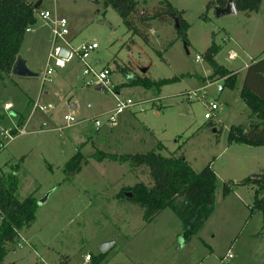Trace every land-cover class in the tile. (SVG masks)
Here are the masks:
<instances>
[{
    "label": "rangeland",
    "instance_id": "rangeland-1",
    "mask_svg": "<svg viewBox=\"0 0 264 264\" xmlns=\"http://www.w3.org/2000/svg\"><path fill=\"white\" fill-rule=\"evenodd\" d=\"M41 1L37 22L20 49V57L38 76L0 80V174L19 164V197L33 196L38 206L32 227L8 246L5 264H83L86 254L93 256L92 264L108 241L114 244L99 264H264V213L254 207L257 188L238 187L223 197L224 183L264 175V147L228 141L232 127L249 129L252 123L251 111L240 97L241 76L252 61L264 58V0L251 17L237 13L220 18L214 9L207 10L211 0H137L142 10L151 12L168 2L181 12L189 25L187 42L169 18L152 21L145 29L139 25L136 33L100 0ZM41 12H49L51 21L55 17L67 21L65 41L72 53L66 66L45 81L54 44L52 25ZM213 41L220 47L217 62L240 73L235 89L224 87L219 93L209 80L203 83L212 72L204 54ZM93 43L98 49L88 61L95 62L96 71L111 70L110 92L86 86L82 76L79 49ZM57 45L66 46L62 41ZM231 51L237 54L235 60L229 59ZM198 56L201 61H196ZM144 77L155 84L151 90L128 85L131 79ZM205 84V98L186 99L188 92ZM44 90L48 97L42 96ZM116 98L130 99L132 105L109 122ZM38 99L48 111L37 109L30 118ZM210 101L220 105L213 127L205 119ZM65 116H74L79 123L66 127ZM20 121L26 134L6 141L1 133L14 130ZM98 151L116 155L155 151L164 157L177 151L196 173L211 165L218 178L213 215L188 241L170 210L145 224L140 207L124 194H131L126 189L137 184L150 186L148 172L126 163L97 162L91 156ZM78 152L87 162L79 172L65 173ZM228 254L232 258L226 261Z\"/></svg>",
    "mask_w": 264,
    "mask_h": 264
},
{
    "label": "trees",
    "instance_id": "trees-1",
    "mask_svg": "<svg viewBox=\"0 0 264 264\" xmlns=\"http://www.w3.org/2000/svg\"><path fill=\"white\" fill-rule=\"evenodd\" d=\"M100 1L105 9L111 8L118 14L129 32L137 33L139 25L145 29L152 21L169 18L178 25L176 29L179 37L187 42L189 25L182 18V13L168 2L150 12L140 9L137 0ZM228 2L229 0H211L207 10L225 8ZM233 2L238 13H244L248 17L259 12L262 5V0H233ZM96 3H99V0H96ZM36 4L31 0H0V80L11 76L12 69L20 56L24 38L37 22L38 10L34 8ZM144 39L147 41L145 36ZM219 52L220 47L213 41L204 54L212 74L203 81L205 83L207 80L210 82L223 80L224 87L235 89L238 74L216 61ZM189 76L191 75L182 77ZM168 82L170 81L164 83ZM128 85L144 87L147 90L155 86L145 77L133 78ZM240 97L251 111L252 123L249 129L243 126L232 127L228 141L230 144L262 148L264 147V58L252 61L246 69ZM208 123L209 127L214 126L212 119L208 120ZM176 152L164 157L155 151L136 155H116L98 151L91 158L97 162L126 163L133 170L146 169L151 185L137 184L127 188V192L132 195L128 201L140 207L145 224L152 223L165 210L172 211L181 221L182 236L188 241L198 235L215 211L218 178L211 165L205 166L202 171L196 173L185 158L182 155L177 156ZM86 162V158L78 152L66 164L65 173L73 175L79 172ZM19 170L18 164L11 167L7 174H0V264H5L8 246L14 244L19 233L24 229H30L36 220L37 200L33 196L24 200L19 197ZM248 186L257 188L254 207L264 213V198H258L264 195V177L253 176L239 183L232 181L224 183L223 197L229 196L235 188ZM102 257L103 254L99 258H94L92 264H99Z\"/></svg>",
    "mask_w": 264,
    "mask_h": 264
},
{
    "label": "built area",
    "instance_id": "built-area-1",
    "mask_svg": "<svg viewBox=\"0 0 264 264\" xmlns=\"http://www.w3.org/2000/svg\"><path fill=\"white\" fill-rule=\"evenodd\" d=\"M40 17L43 20H49V22L52 25L53 32H52V42L54 44V51L53 54L50 56V60L47 66L46 73L44 74L43 81L47 79V76L51 75V73L58 68H64L69 60L72 59V53H69L68 59H64L60 57V50L63 47H60L57 45L59 41L66 42L65 37L69 34L68 32V24L65 19H57L56 17L53 19V21L50 20L51 14L49 12H41ZM30 31V30H29ZM154 33V31H151ZM68 44L66 43V46ZM68 49V46L66 47ZM98 49V45L93 44H83L79 49V60L83 64V72L82 76L87 79L86 80V86H95L97 89H100L102 91H111L112 87V81L111 76L112 72L108 68H104L100 71L95 70V66L92 63H89V57L92 52ZM69 50V49H68ZM237 57L236 54L233 52L229 53V59L235 60ZM201 57H197L196 61H201ZM54 61V62H53ZM223 82V80H215L213 82H210L209 85H216L217 91L219 93L223 92L224 85H222L220 82ZM208 84L204 85L197 91H190L188 92L185 97L188 101H193L194 99H198L201 95V99L205 98L207 95ZM117 104L113 111V114L109 118V122H115V119L118 115L122 114L127 108H129L132 105V101L130 99L121 100L119 98H116ZM35 108H39L41 111L47 112V108L43 106L36 105ZM220 105L217 101H210L207 103V111L208 113L205 114V119L211 120L214 114L219 110ZM64 121L66 123V127L77 124L79 121L74 116H65ZM96 126L99 127L100 123L98 121L95 122ZM45 126V125H44ZM26 134L24 129H14V130H8L1 133V136L6 139L8 142H12L16 137L22 136ZM1 221V219H0ZM21 246V245H20ZM232 258L231 254H228L224 260L228 261ZM92 262V255L87 254L84 257L83 264H91Z\"/></svg>",
    "mask_w": 264,
    "mask_h": 264
},
{
    "label": "water",
    "instance_id": "water-1",
    "mask_svg": "<svg viewBox=\"0 0 264 264\" xmlns=\"http://www.w3.org/2000/svg\"><path fill=\"white\" fill-rule=\"evenodd\" d=\"M41 1H39L35 6L34 8L36 10H38L40 8V5H41ZM215 11V15L217 18H220L222 16H227V15H233V14H237L238 11L234 5V2L233 0H229L227 6L225 8H220V7H217L214 9ZM177 28H178V25L176 24ZM69 50H67L66 48H62L60 50V57L64 58V59H68L69 57ZM147 70H143L142 73H146ZM11 76H15V77H18V78H24V79H30V78H35L38 76V74H35L33 73L30 69H28V67L26 66V63L22 60V58L19 56L13 69H12V73H11ZM258 177H264V175H261V176H258ZM127 197L128 198H131L132 195L131 194H127ZM46 202V198L43 199L41 202H40V205L44 204ZM114 244V241H108V242H105L101 245L100 247V251L102 254L106 253Z\"/></svg>",
    "mask_w": 264,
    "mask_h": 264
},
{
    "label": "crops",
    "instance_id": "crops-1",
    "mask_svg": "<svg viewBox=\"0 0 264 264\" xmlns=\"http://www.w3.org/2000/svg\"><path fill=\"white\" fill-rule=\"evenodd\" d=\"M41 1V0H40ZM42 2V1H41ZM41 6V5H40ZM252 15V14H251ZM251 15L249 16V17H251ZM67 42H65V44H66ZM68 44V43H67ZM67 46H64L63 48H66ZM67 49V48H66ZM68 50V49H67ZM232 52V51H231ZM234 54H236L235 52H233ZM237 55V54H236ZM237 58V57H236ZM217 61V60H216ZM93 64H94V66H95V62H93ZM248 66L249 65H247V67H245L244 68V70H243V75L241 76V79H242V81H243V79H244V75H245V72H246V69L248 68ZM236 73L238 74V79H239V77H240V73L239 72H237L236 71ZM212 74V72L211 73H209V75H208V77L210 76ZM207 77V78H208ZM204 83V82H203ZM206 85V84H205ZM98 91H100V92H102V90H100V89H98ZM116 92H118V91H116ZM48 95H49V91L48 90H44L43 92H42V96H45V97H48ZM9 106H8V108H12L13 107V104H11V103H9L8 104ZM36 105H39V106H41L40 105V100L38 99L36 102H34L33 103V112H32V114L30 115V118L31 117H33L34 115H35V113H36V111H37V109L39 110V111H41L39 108H35L36 107ZM43 107H46V106H43ZM47 108V107H46ZM72 109L74 110V109H76V106L75 105H73L72 106ZM47 111H48V108H47ZM42 113L44 112V111H41ZM44 113H46V112H44ZM28 123V122H27ZM27 123L25 124V126L27 125ZM79 123V122H78ZM45 126H46V124H44ZM43 125V126H44ZM24 125H22V122L20 121V124H19V126L17 127L18 129H23L24 127H23ZM44 126V127H45ZM17 128H15V129H17ZM235 183V182H234ZM161 215V214H160ZM87 255V254H86ZM85 255V256H86Z\"/></svg>",
    "mask_w": 264,
    "mask_h": 264
}]
</instances>
